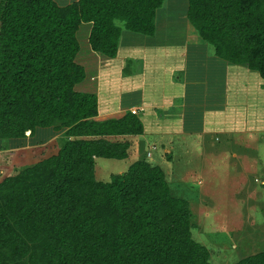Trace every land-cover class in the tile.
<instances>
[{
  "label": "trees",
  "instance_id": "trees-1",
  "mask_svg": "<svg viewBox=\"0 0 264 264\" xmlns=\"http://www.w3.org/2000/svg\"><path fill=\"white\" fill-rule=\"evenodd\" d=\"M165 0L0 1V139L38 128L64 131L56 154L0 182V264H210L193 238L189 202L145 160L95 179V159L127 158L141 135L133 114L97 120V98L75 91L77 31L90 24L92 51L113 58L123 30L152 36ZM187 20L213 54L264 81V0H187ZM234 264H264V251Z\"/></svg>",
  "mask_w": 264,
  "mask_h": 264
},
{
  "label": "crops",
  "instance_id": "crops-1",
  "mask_svg": "<svg viewBox=\"0 0 264 264\" xmlns=\"http://www.w3.org/2000/svg\"><path fill=\"white\" fill-rule=\"evenodd\" d=\"M173 1L178 0L171 1L172 8H164L165 0L156 11L152 36L123 30L115 57L96 53L90 46L77 54L75 60L83 67L85 78L74 87L77 92L97 98V120L120 119L137 111L135 116L143 125L141 135L106 139L128 142L127 158L123 160L131 157L130 165L140 160L157 165L167 182L176 169H165V165L188 159L182 155L193 146L202 153L204 145L212 149L214 136H223L225 141L241 140L251 149L264 144V81L258 74L254 76L251 71L216 57L189 25L187 9L178 10ZM86 26L89 35L90 24ZM172 55L176 59L170 60ZM236 79L245 82L240 105V97L230 86H236ZM28 137L26 134L23 141L28 142ZM57 138L54 133L33 146L45 147ZM128 167L119 169L118 174ZM195 171L197 176L204 174L198 167ZM196 174L190 176L195 178ZM202 182L204 179L196 183ZM169 187L173 195L170 184ZM188 198L185 200L190 204L192 200Z\"/></svg>",
  "mask_w": 264,
  "mask_h": 264
},
{
  "label": "rangeland",
  "instance_id": "rangeland-1",
  "mask_svg": "<svg viewBox=\"0 0 264 264\" xmlns=\"http://www.w3.org/2000/svg\"><path fill=\"white\" fill-rule=\"evenodd\" d=\"M53 1L59 6H65L76 0ZM171 1L166 0L164 8H172ZM173 2L178 4V10L183 12L187 9V0ZM86 25L82 24L77 31L79 53L89 46ZM174 59L175 55H172L170 60ZM252 73L258 76L257 73ZM240 80L233 81L236 86L230 85L240 97L237 98L239 105L242 103V90L245 86V82L242 84ZM249 80L251 81V77ZM254 80L257 81L256 78ZM54 133L58 135L56 141L48 143L45 147L33 146ZM64 138V131L54 132L51 128H38L28 142L0 139V182L16 173L18 169L56 154ZM225 140L223 136H214L211 139L212 149L209 148L210 145L203 146L205 154L193 146L186 155H182L183 158L189 157L188 159L182 160L180 164L173 161V165L168 163L164 166L165 169H176L172 178L168 176L173 195L182 199L193 197L188 198L192 200L189 207L193 215V238L210 250V264H234L243 257L264 251V144L251 149L241 140ZM253 142L255 143L254 140ZM206 153L211 156L208 157ZM255 161L256 167H253ZM130 162L131 157L127 160L97 158L95 179L107 182L112 174H118L119 169H126ZM197 167L204 172V177L197 176ZM190 174H196L195 178ZM193 178L194 181H191ZM201 179H204V182L198 185L196 182H201ZM188 194L190 196H187Z\"/></svg>",
  "mask_w": 264,
  "mask_h": 264
},
{
  "label": "built area",
  "instance_id": "built-area-1",
  "mask_svg": "<svg viewBox=\"0 0 264 264\" xmlns=\"http://www.w3.org/2000/svg\"><path fill=\"white\" fill-rule=\"evenodd\" d=\"M131 114L136 115L137 114V111L136 110H132L131 111Z\"/></svg>",
  "mask_w": 264,
  "mask_h": 264
},
{
  "label": "bare ground",
  "instance_id": "bare-ground-1",
  "mask_svg": "<svg viewBox=\"0 0 264 264\" xmlns=\"http://www.w3.org/2000/svg\"><path fill=\"white\" fill-rule=\"evenodd\" d=\"M29 134V133H28Z\"/></svg>",
  "mask_w": 264,
  "mask_h": 264
}]
</instances>
